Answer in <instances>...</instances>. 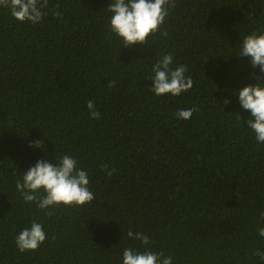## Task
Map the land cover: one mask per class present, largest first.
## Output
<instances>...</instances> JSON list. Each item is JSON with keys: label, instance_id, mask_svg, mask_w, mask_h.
<instances>
[{"label": "trees", "instance_id": "1", "mask_svg": "<svg viewBox=\"0 0 264 264\" xmlns=\"http://www.w3.org/2000/svg\"><path fill=\"white\" fill-rule=\"evenodd\" d=\"M111 3L48 0L38 24L0 7V264H123L126 248L144 250L128 231L173 264H264L255 255L264 253V143L236 95L264 83L239 56L246 36L264 34V0H175L167 36L131 47L111 31ZM169 53L193 87L157 97L152 67ZM36 140L42 149L29 146ZM65 154L88 172L95 200L25 202L20 175ZM34 221L47 238L20 252L15 239Z\"/></svg>", "mask_w": 264, "mask_h": 264}, {"label": "clouds", "instance_id": "2", "mask_svg": "<svg viewBox=\"0 0 264 264\" xmlns=\"http://www.w3.org/2000/svg\"><path fill=\"white\" fill-rule=\"evenodd\" d=\"M0 7L9 9L11 16L19 23L38 24L45 16L44 9L48 7V0H0ZM175 7V0H112L107 9L111 13V31L123 42L124 47L149 44L150 36L157 33L167 36V31L162 29L170 10ZM54 15L59 17L62 14L55 12ZM239 48V56L249 57L252 67L259 68L260 73L264 74V34L257 35L253 32L243 39ZM172 64L173 54L169 53L162 56L152 67L154 77L150 89L157 97L165 94L177 97L193 87V79L186 75L187 67L179 65L173 69ZM114 86L115 82H109V88ZM236 95L241 107L251 114L247 127L255 134L258 144L264 143V83L248 85ZM229 103L230 100L225 99L223 106H220L223 109ZM87 108L92 119L101 117L93 101L87 102ZM197 111L199 109L196 107L180 110L177 118L187 121ZM29 146L42 149L44 141L36 140ZM55 159V165L39 160L35 166L20 175L16 188L24 201L34 203L40 210L91 204L95 196L89 188L88 172L80 168L78 160L71 155L65 154ZM102 170L108 176L117 171L115 168L108 170L107 166H102ZM47 215L51 216L53 212L48 211ZM258 234L264 237V228L259 229ZM127 235L130 239L141 242L144 250L126 248L123 251V264H173L172 257L165 256L163 251H153L150 248L152 241L143 232L134 234L128 231ZM46 238L43 225L34 221L17 235L15 243L20 252L36 251ZM255 255L264 260V253L257 251Z\"/></svg>", "mask_w": 264, "mask_h": 264}]
</instances>
